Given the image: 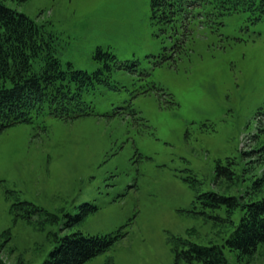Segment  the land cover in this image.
Masks as SVG:
<instances>
[{
    "label": "rangeland",
    "instance_id": "1",
    "mask_svg": "<svg viewBox=\"0 0 264 264\" xmlns=\"http://www.w3.org/2000/svg\"><path fill=\"white\" fill-rule=\"evenodd\" d=\"M0 2L92 75L89 111L0 129L3 260L44 264L64 237L120 233L85 264H204L187 258L195 246L264 264V243L228 245L245 204L264 199V14L161 22L151 0Z\"/></svg>",
    "mask_w": 264,
    "mask_h": 264
},
{
    "label": "trees",
    "instance_id": "2",
    "mask_svg": "<svg viewBox=\"0 0 264 264\" xmlns=\"http://www.w3.org/2000/svg\"><path fill=\"white\" fill-rule=\"evenodd\" d=\"M153 18L161 22L175 20L196 12L208 21L227 14L246 12L256 20L264 14V0H151ZM57 36L24 13L0 2V129L18 123H31L35 116L50 114L68 116L89 111L80 107L82 91L92 83V75L72 70L58 57ZM99 53L114 58L110 52ZM109 62V61H105ZM99 76V75H96ZM77 85L73 87L72 82ZM83 113V112H82ZM219 172H222L219 170ZM238 207V199H217ZM121 234L64 237L44 264H85L107 251ZM264 243V199L245 204L240 224L228 245L243 254L252 255ZM189 260L204 264H229L221 247H199L190 250ZM0 264H9L0 257Z\"/></svg>",
    "mask_w": 264,
    "mask_h": 264
}]
</instances>
